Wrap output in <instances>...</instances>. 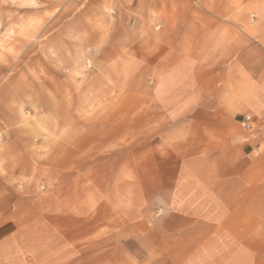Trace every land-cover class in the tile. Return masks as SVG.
I'll return each instance as SVG.
<instances>
[{"label":"rangeland","instance_id":"rangeland-1","mask_svg":"<svg viewBox=\"0 0 264 264\" xmlns=\"http://www.w3.org/2000/svg\"><path fill=\"white\" fill-rule=\"evenodd\" d=\"M136 6L137 0H0V219L19 226L22 237L31 232L25 264H152L144 253L166 249L139 236L143 223L152 234L155 193L168 187L169 171L157 162L167 150L154 139L158 131L135 126L136 96H152V40L140 38ZM140 57L146 65H137ZM145 118L152 122V115ZM121 122L123 131L110 126ZM106 132L118 136L111 145ZM76 134L103 142L93 143L81 165ZM47 171L58 177L49 187L42 181ZM17 173L22 187L12 195L4 187L17 183ZM25 174L33 175L29 184ZM80 185L85 193L77 194Z\"/></svg>","mask_w":264,"mask_h":264},{"label":"crops","instance_id":"crops-1","mask_svg":"<svg viewBox=\"0 0 264 264\" xmlns=\"http://www.w3.org/2000/svg\"><path fill=\"white\" fill-rule=\"evenodd\" d=\"M136 12L140 38L152 40V96H136L135 126L158 131L154 139L167 150L157 162L169 171L168 187L155 193L152 234L144 223L139 234L166 249L144 257L152 264H264V0H137ZM137 65H146L145 59L137 58ZM116 97L128 100L125 93ZM110 126L123 131L127 125ZM84 127L76 131L107 130ZM107 134L110 145L118 139ZM93 143L103 144L76 134V164L89 160ZM48 172L45 187L58 179L56 171ZM25 175L29 184L33 175ZM18 182L4 188L16 195ZM82 187L77 194L85 193ZM87 188L94 194L95 187ZM18 227L0 219V264H17L18 258L25 264L23 248L33 239Z\"/></svg>","mask_w":264,"mask_h":264},{"label":"built area","instance_id":"built-area-1","mask_svg":"<svg viewBox=\"0 0 264 264\" xmlns=\"http://www.w3.org/2000/svg\"><path fill=\"white\" fill-rule=\"evenodd\" d=\"M246 119V122L248 121V117L245 118ZM245 128H248L247 126H244Z\"/></svg>","mask_w":264,"mask_h":264}]
</instances>
